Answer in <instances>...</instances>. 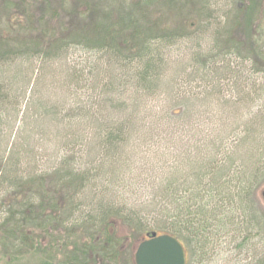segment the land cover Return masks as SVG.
<instances>
[{"label": "trees", "instance_id": "trees-1", "mask_svg": "<svg viewBox=\"0 0 264 264\" xmlns=\"http://www.w3.org/2000/svg\"><path fill=\"white\" fill-rule=\"evenodd\" d=\"M126 1L0 0V237L10 255L38 243L40 264H55L56 241L76 238L60 264H116L125 229L176 238L193 264L218 236L246 246L259 236L264 4L239 41L251 0L233 18L226 0ZM197 35L207 41L176 60Z\"/></svg>", "mask_w": 264, "mask_h": 264}, {"label": "rangeland", "instance_id": "rangeland-1", "mask_svg": "<svg viewBox=\"0 0 264 264\" xmlns=\"http://www.w3.org/2000/svg\"><path fill=\"white\" fill-rule=\"evenodd\" d=\"M5 1V0H4ZM244 1L246 3L247 0H226V10L230 11V16L234 15V9L238 11L237 6H241V4ZM127 2V1H126ZM222 3L221 0H218L217 3ZM128 4H135V0H128ZM264 0H251L249 1V8L247 9V6L243 8L242 14L239 16L238 25L236 26L235 34L239 41H242L243 38H245L246 34H249L253 31L250 30V27L254 28V25L261 16V11L263 9ZM247 5V3H246ZM219 6H222L219 4ZM80 11L83 10V8L79 7ZM214 9V7H212ZM225 9V8H224ZM157 13H159L157 16ZM188 13V20H184V22L188 24H193V18L191 11L187 9ZM156 17H162L161 12H155ZM213 30L211 31V33ZM234 33V32H233ZM208 38V37H207ZM181 39V38H180ZM203 36L197 35L194 36V41L191 45H185L186 40H183L179 43L178 49L175 50L173 55L175 56V59L177 60H188L191 56L192 52H195L194 48L200 45L198 42L205 43L206 41H202ZM191 49V50H190ZM188 54H186V52ZM257 203L255 204V211L257 213V216L261 219L264 215V187L261 188L257 192ZM232 231V229H230ZM122 235L119 237L121 240H124V248H123V254H122V260L119 259L116 264H135V251L136 247L139 245L141 241H143L144 238H146L148 235L145 234H137L132 231H128L123 229ZM62 235L63 232L61 233ZM257 231L253 232L250 236L251 237V245L241 244L242 240L237 239L234 236H231L229 234H226L225 236H218V238L213 242L212 247L208 251L207 255H202L201 258H199V262L193 263V264H256L258 262V259L254 257V253L252 250H254L256 247L258 251L261 249L262 244L264 243V223L261 222V226L259 229V236L257 235ZM66 237V236H65ZM60 238V237H57ZM74 238V237H73ZM263 238V242L261 244V239ZM76 238L70 240L67 242L62 241L54 244L55 249H58L56 258L53 260L55 264H60L61 261H66L69 257V252L73 253L75 248H77L74 244ZM126 239V240H125ZM6 240V239H5ZM3 237H0V264H40L41 259V252L45 251V249L40 248L39 244L36 243L34 247L26 252L23 253L20 256L16 255H10L5 249H9L8 244L5 246H2ZM49 244V242L47 241ZM44 246V245H43ZM61 246V247H59ZM251 246V247H250ZM203 257V258H202Z\"/></svg>", "mask_w": 264, "mask_h": 264}, {"label": "water", "instance_id": "water-1", "mask_svg": "<svg viewBox=\"0 0 264 264\" xmlns=\"http://www.w3.org/2000/svg\"><path fill=\"white\" fill-rule=\"evenodd\" d=\"M135 264H187L186 251L176 238L154 233L138 245Z\"/></svg>", "mask_w": 264, "mask_h": 264}]
</instances>
